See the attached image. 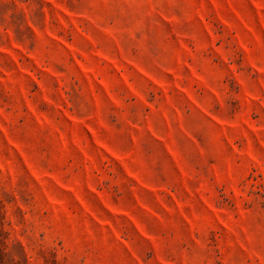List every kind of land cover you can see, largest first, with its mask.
I'll use <instances>...</instances> for the list:
<instances>
[{
	"label": "rangeland",
	"instance_id": "obj_1",
	"mask_svg": "<svg viewBox=\"0 0 264 264\" xmlns=\"http://www.w3.org/2000/svg\"><path fill=\"white\" fill-rule=\"evenodd\" d=\"M0 264H264V0H0Z\"/></svg>",
	"mask_w": 264,
	"mask_h": 264
}]
</instances>
